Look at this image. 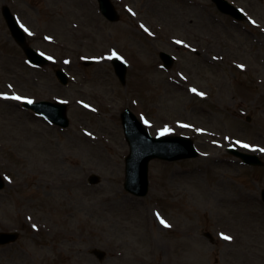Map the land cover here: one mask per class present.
Wrapping results in <instances>:
<instances>
[{"label":"rangeland","instance_id":"374dc122","mask_svg":"<svg viewBox=\"0 0 264 264\" xmlns=\"http://www.w3.org/2000/svg\"><path fill=\"white\" fill-rule=\"evenodd\" d=\"M229 1L246 20L211 0H112L117 22L102 16L97 0H0V174L8 177L0 230L4 216L26 210L41 223L37 234L27 225L21 251L0 245V264H264V165L243 164L227 149L264 164V0ZM3 5L49 66L25 60ZM161 50L175 57L168 70ZM114 53L129 64L125 84L110 64ZM53 67L66 71L68 85ZM12 95L68 102V127L5 98ZM127 107L152 136H188L199 151L152 159L144 196L123 186ZM52 225L53 235L45 231Z\"/></svg>","mask_w":264,"mask_h":264},{"label":"water","instance_id":"95a60500","mask_svg":"<svg viewBox=\"0 0 264 264\" xmlns=\"http://www.w3.org/2000/svg\"><path fill=\"white\" fill-rule=\"evenodd\" d=\"M100 11L109 20H117L113 6L109 0H98ZM221 12L232 15L237 19L244 18V14L238 10L234 5L227 0H213ZM3 15L11 29L17 43L21 46L28 60L36 64H45L46 57L34 51L25 41V36L22 29L17 25L12 14L7 6L3 7ZM166 67L172 63V57L166 53H160ZM116 74L120 80L124 82L126 63L119 57L114 56L111 60ZM56 76L61 83L67 82V76L61 69L55 70ZM26 107L33 108L46 116L52 123L60 126H67L68 119L66 117V103L57 102L52 103L48 101H39L36 103L24 102ZM122 125L124 133L130 147V153L126 158V179L125 188L136 195H144L148 189V161L151 158H161L166 160H177L181 158L193 157L197 155V151L188 137L182 136H165L161 135L156 138L151 137L142 124L136 119L135 115L129 110L125 109L121 114ZM230 151L242 157V159L250 164H262L256 156ZM96 177H92L91 181H96ZM0 187L2 182L0 179ZM262 199L264 201V189L261 191ZM101 258L103 253L95 251Z\"/></svg>","mask_w":264,"mask_h":264},{"label":"flooded vegetation","instance_id":"af4514ba","mask_svg":"<svg viewBox=\"0 0 264 264\" xmlns=\"http://www.w3.org/2000/svg\"><path fill=\"white\" fill-rule=\"evenodd\" d=\"M25 192H27V191H25ZM7 197H9V195H7ZM21 201H28V199L25 198V196L21 194L20 195V202ZM5 203H9V202L5 201ZM3 220H4V225H5L6 230L16 231L15 240L11 241L9 243H6V245H7L6 249L9 252H11V250H14V253H15V249H18V248H19V251H21L20 242L25 238V236H27V232H26L27 225H29L30 227H33V225L36 226L35 227V230H36L35 234H37V231L40 230V226H41L39 219L29 210L22 211V213H20V215L18 216V219H17V215H16V216H14L13 219H11L8 216H4ZM47 233H50L51 235H53V233H54L53 225L48 227ZM53 241L54 240H51V244ZM14 245H16L17 247L15 248ZM39 249H41V247H39ZM14 253H10V255H14ZM16 256L18 259H21V260L26 259L23 254L21 255V253L17 254ZM46 264H58V262L56 259L52 258Z\"/></svg>","mask_w":264,"mask_h":264},{"label":"snow or ice","instance_id":"6c2138e0","mask_svg":"<svg viewBox=\"0 0 264 264\" xmlns=\"http://www.w3.org/2000/svg\"><path fill=\"white\" fill-rule=\"evenodd\" d=\"M176 43H181V41H176ZM65 62L67 63V61H65ZM190 91L196 92V89L193 88V89H190ZM198 94L201 95V96L204 95L203 93H198ZM5 98L6 99H12V100H23V99H25L24 97H20L18 95H12L11 97L5 96ZM27 102L28 103H32L31 100H28ZM237 143H239V142H237ZM241 146L244 147V148H249L250 147L247 144H242ZM260 151L264 152V149H260ZM156 218L160 222V224L163 225L164 227H170V225L160 216L159 213L156 214ZM33 227L35 228L36 226L33 225ZM220 235H221V238L224 239V240H229L230 241L232 239V237H230L228 235H225L223 233H221Z\"/></svg>","mask_w":264,"mask_h":264}]
</instances>
